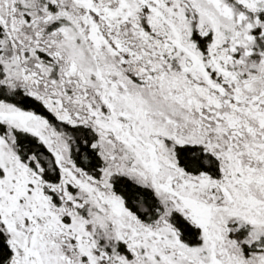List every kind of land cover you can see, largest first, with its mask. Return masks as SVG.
Wrapping results in <instances>:
<instances>
[{
	"label": "snow or ice",
	"instance_id": "1",
	"mask_svg": "<svg viewBox=\"0 0 264 264\" xmlns=\"http://www.w3.org/2000/svg\"><path fill=\"white\" fill-rule=\"evenodd\" d=\"M0 264H264V0H0Z\"/></svg>",
	"mask_w": 264,
	"mask_h": 264
}]
</instances>
